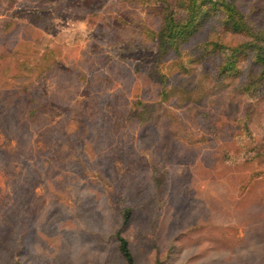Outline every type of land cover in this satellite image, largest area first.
<instances>
[{"label": "rangeland", "instance_id": "rangeland-1", "mask_svg": "<svg viewBox=\"0 0 264 264\" xmlns=\"http://www.w3.org/2000/svg\"><path fill=\"white\" fill-rule=\"evenodd\" d=\"M0 0V95L11 70L55 61L51 76L28 80L42 121L27 125L18 103L0 114V264H124L112 237L124 201L123 232L134 264H264V96L246 99L236 82L215 80L219 58L191 62L200 41L236 44L210 21L182 51L157 126L125 121L133 103L156 100L135 73L154 55L146 35L160 25V0ZM250 0L244 12L258 9ZM253 19L264 28V15ZM185 94L190 102L185 101ZM201 110L207 119L193 121ZM119 123V126L117 125ZM243 137V136H242ZM249 154L248 156H250ZM164 173L157 201L151 175Z\"/></svg>", "mask_w": 264, "mask_h": 264}, {"label": "trees", "instance_id": "trees-1", "mask_svg": "<svg viewBox=\"0 0 264 264\" xmlns=\"http://www.w3.org/2000/svg\"><path fill=\"white\" fill-rule=\"evenodd\" d=\"M1 1L7 7H12L16 3V0ZM49 1L39 0L38 4L42 7ZM160 1L163 4L160 25L156 31L146 35L150 38L154 49L153 58L148 65L141 63L135 67V73L142 77L145 83L155 88L156 100L150 104L141 100L135 101L132 109L125 115V121L135 123L143 131L156 128L161 109L170 96L172 80L178 73L187 72V68L181 62L182 51L210 21L217 23L223 33L239 37L240 41L236 44H226L217 40L200 41L193 49L195 55L191 62L203 63L212 58H219L215 80L222 84L225 80L236 82L234 87L236 93L246 99L264 96V28L260 27L252 17L255 10H260V13L264 15V0H256L261 4L260 7L252 8L248 12H244V4L250 0ZM12 24L7 22L5 28H9ZM54 64L55 61L51 60V56L45 53L41 56L40 63L31 69L26 62L20 63L15 70L7 67L8 78L14 82V85L0 95V114L9 115L18 103H22L21 113L27 125L39 124L42 121L41 104L31 95L28 80L31 75L35 80L49 78ZM185 101H191L186 94ZM201 117L207 119V113L197 110L193 121L197 122ZM244 118L245 121L240 124L242 133L237 135L238 151L242 157L243 155L247 157V161L254 162L261 159L264 153L258 145L248 147L242 144L246 138L253 142L247 125L248 117L245 115ZM117 125L119 126V123ZM249 154L251 155L248 156ZM164 175L158 168H154L151 175L159 205L164 193ZM120 199L122 201L121 222L112 237L124 264H134L128 242L123 236L125 227L132 216V209L126 205L122 193H120ZM172 248L171 246L168 249L163 259L156 258L153 264H169V253Z\"/></svg>", "mask_w": 264, "mask_h": 264}]
</instances>
